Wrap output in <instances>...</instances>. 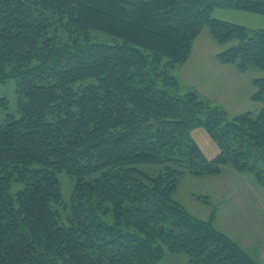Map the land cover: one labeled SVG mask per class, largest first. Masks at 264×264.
I'll return each instance as SVG.
<instances>
[{
    "label": "trees",
    "instance_id": "obj_1",
    "mask_svg": "<svg viewBox=\"0 0 264 264\" xmlns=\"http://www.w3.org/2000/svg\"><path fill=\"white\" fill-rule=\"evenodd\" d=\"M215 7L264 14V0H0V82L16 79L20 113L0 122V264H160L165 249L188 264H258L175 198L185 173L225 165L264 184V76L261 108L229 114L181 93L174 74L205 27L221 62L264 70V28ZM200 125L213 159L192 136Z\"/></svg>",
    "mask_w": 264,
    "mask_h": 264
},
{
    "label": "rangeland",
    "instance_id": "obj_2",
    "mask_svg": "<svg viewBox=\"0 0 264 264\" xmlns=\"http://www.w3.org/2000/svg\"><path fill=\"white\" fill-rule=\"evenodd\" d=\"M220 8L215 7L212 14L214 17H220L221 19L244 24L248 28L250 34L258 28H264V14L262 13H254L231 7ZM179 66L180 64L174 69V73L178 77L180 76ZM247 72L249 74L253 73L251 74L253 77L261 74L264 76V70L259 72L256 68H250ZM190 89L193 88L189 87L183 81H180L179 91L181 93L187 92ZM197 89L200 88L198 87ZM201 91L200 89V92ZM1 97H6L8 102L7 107H4L0 103V122L4 121L9 113L18 117L20 113L18 111V96L16 93L15 78L11 77L5 82H0V98ZM213 99L214 98H210L212 106H214V103L217 101ZM191 133L207 158L213 159L219 154L220 147L206 127L202 125L196 126L191 130ZM262 165L263 164H261V167ZM58 178L61 184L63 201L70 205L74 180L64 170L58 172ZM22 187V182L14 181L10 190L11 194H15L16 191ZM254 196L256 197L254 200L258 201L260 198L263 201L261 204L264 207V184H261L257 180L254 172H238L230 165H225L223 170L218 174L195 175L185 173L180 179L179 186L175 193V198L192 214L204 220H208L212 217L215 226L219 230L238 241L258 263L264 264L263 252H258V255L256 252H252L251 249L252 246L261 245L262 239L258 237L259 239L256 240L255 243L254 241L251 242L248 240L244 234L246 227L242 225V219L238 217L239 210L236 209L235 211L234 208H231L234 197L242 198L243 200L244 198L252 200ZM57 209L60 216L62 215V220H65L64 215L66 214L63 207L58 206ZM260 217L261 218L258 217L259 227H256L261 228L264 233V213H262ZM251 229L255 231L254 227H251ZM188 262L189 256L186 252H171L165 249L160 264H188Z\"/></svg>",
    "mask_w": 264,
    "mask_h": 264
},
{
    "label": "crops",
    "instance_id": "obj_3",
    "mask_svg": "<svg viewBox=\"0 0 264 264\" xmlns=\"http://www.w3.org/2000/svg\"><path fill=\"white\" fill-rule=\"evenodd\" d=\"M224 48L225 45L215 39L209 28H203L194 42L189 58L179 66L180 76L174 74L179 83L183 81L189 87L197 90L204 98L209 100L214 98L215 101L217 100L214 104L229 114L258 111L261 104L252 98L256 91L254 77L251 75L253 73L242 72L234 64L221 62L218 53ZM197 86L202 90V93L200 89H197ZM255 198L254 196L252 200L245 198L243 200L234 197L231 208H234L235 211L239 210L238 217L242 219V225L246 227L244 234L248 240L255 243L259 238L262 239L261 245L257 244L258 246L251 247L252 252L257 254L263 252L264 255V233L261 228L256 227H259L258 217L261 218L260 215L264 213V207L261 204L263 201L260 198L258 201L254 200ZM251 227H254L255 231H252ZM243 248L245 249V247Z\"/></svg>",
    "mask_w": 264,
    "mask_h": 264
}]
</instances>
